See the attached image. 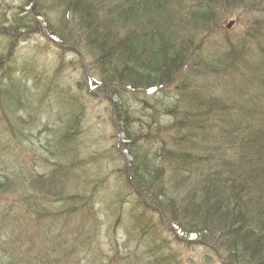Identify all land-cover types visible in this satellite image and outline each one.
Returning <instances> with one entry per match:
<instances>
[{"label":"trees","instance_id":"16d2710c","mask_svg":"<svg viewBox=\"0 0 264 264\" xmlns=\"http://www.w3.org/2000/svg\"><path fill=\"white\" fill-rule=\"evenodd\" d=\"M33 1L19 0L18 5L0 1V38L5 47L0 52V125L7 126L0 129V136H10L8 130L21 132L32 124L34 117L27 112L31 98L56 103L71 113L66 114L64 132L52 146L47 143L44 151L55 169L64 167L66 172L52 193L60 203L53 211L49 205L48 209L41 206L40 192L21 186L17 170L0 174V264H45L48 255L44 253L54 239L50 233L57 240L55 245L67 238L72 240L66 246L78 248V240L89 237L90 231H110L117 221L102 229L92 218L90 196L80 194L90 179L76 178L83 186L64 194L62 182L70 176V165L80 167L86 161L79 157L81 145L77 150V140L74 143L81 133L83 110L74 109L77 100L68 92L61 65L44 74L32 65L17 68L32 69L35 78L31 85L23 81L24 76H14L20 43L38 35L46 38L31 15L45 22L43 32L58 39L54 44L75 53L82 69L83 81L78 86L90 96L84 57L92 58L98 77L89 76L90 88L117 99L112 124L129 141L124 148L131 156L130 179L164 217L162 220L134 193L122 162L118 178L109 183V178L102 177L98 185L94 183L93 191L116 187V193L125 199L119 208L117 205L114 219H118V227L132 233L134 242L128 243L131 248L118 256L117 264H178L171 246L161 238L166 235L179 244L183 239L167 223L184 236L197 235L206 244L214 235L220 236L218 254L207 246L223 264H264V18H255L236 41L227 39L221 53L201 55L196 43L198 34L208 36L233 11L264 12L263 0H35L28 11L26 6ZM250 37L256 40L253 47L247 46ZM174 92V100L168 102ZM158 95L161 98L155 101ZM152 98L154 104L149 103ZM130 100L141 103L148 118L134 132ZM161 109L170 116L167 123L161 124ZM22 142L25 140L20 139ZM5 148L0 147V160ZM64 158L70 159L65 166L60 164ZM46 176L35 174L33 178L45 186ZM45 193L50 194L46 189ZM128 205L138 214L126 222L121 208ZM17 213L26 215L28 221L34 218L35 239H42L38 246L32 235L10 224V216ZM184 215L186 224L182 223ZM52 216L66 220L80 216L76 222L81 224L71 231L75 236L69 238L70 231L61 224L53 233ZM12 251L21 257L16 258Z\"/></svg>","mask_w":264,"mask_h":264},{"label":"rangeland","instance_id":"374dc122","mask_svg":"<svg viewBox=\"0 0 264 264\" xmlns=\"http://www.w3.org/2000/svg\"><path fill=\"white\" fill-rule=\"evenodd\" d=\"M3 1L10 5L19 4V0H2V2ZM29 6L27 5L26 9L31 11L33 6L30 9L28 8ZM262 17L264 18V12L261 11L259 12L244 9L233 11L226 17L225 20L223 19L221 21L217 28H213L209 32L208 36L205 37V33L198 34L196 43L200 46L199 53L203 55L204 53L212 54L216 50L218 53H221L223 50L225 51L227 46L225 42L227 39L232 40V42L236 41L240 35L245 33L246 28H248L255 18L260 19ZM39 21L43 26V30H45V22L41 18H39ZM229 21H233V24L231 27L227 28L226 24ZM3 41L4 40L0 38V52L5 49L3 46ZM49 42L42 35H38V37L35 36L27 41L21 42L16 53L18 56V61L13 64V67L17 70L15 71L14 76H24V78H22L23 81H26L25 83L29 81V85H31L32 80L35 78L31 73L32 69L25 67L26 69L24 71H19L20 69L17 68L23 65L30 67L32 65V67L35 66L34 69L42 70L41 74H44L49 71H53L54 68H57L58 64L61 65L62 75L67 79V83L69 84L68 92L71 96H75V100H77L75 102L76 104L74 105V109L79 108L80 110L81 108L83 110L84 118L82 120L81 133L77 135L78 139H75L74 143H76L77 140V150L79 145H81L80 150L78 151L79 157L86 161L85 165L82 164L80 167H77L74 164L70 165L73 166L67 171L68 174L71 172L70 176L62 182L64 184V194H72L76 192V189L80 190L79 187L83 186V181L77 182L76 178L81 179L78 177H82L84 178V181L87 180L88 182L91 180V182L83 188L84 191L82 193L80 192V194L84 196H90L91 202L93 204L91 209L92 218L100 222L102 229L107 227L106 224L108 222H111V225H113L115 224L114 221H117L114 225V228L110 231H90L89 237H84L82 240H78L79 245L81 246L78 248L72 247V244H67L66 246V241L68 243V241L72 240H68L67 238H65L66 240L59 239V244L55 245L54 242L57 240L55 236L50 233L54 239L51 240L52 244L50 245V250L44 253L45 257L48 255V257L45 258V264H49L48 262L52 264V261H55V264H117L118 256L123 257V254L126 253L124 250L131 248V245L128 243L134 242L131 238V236H133L132 233L118 227V219H114L116 216H118L117 205L119 208V202H123L125 199L121 194L116 193V187L110 188L104 192L99 190L93 191V184L95 183L98 185L102 177L109 178V183H111L110 181H113V179L118 178V168L121 166V162L125 164L123 154L120 153V157L118 156L119 151L117 150V147L119 139L121 138V150L128 155V150L124 147L129 143V141L126 139V135L124 133H121V136H118L116 128L112 124L111 101L102 97L94 96L92 94L90 96V94L85 89L78 86V84L83 80L81 79V65L75 53L63 49L61 50V48H59L56 44L52 43L51 41ZM247 42V46L253 47L256 40L250 37L247 39ZM215 45H217V49ZM252 57H254V54H252ZM84 59L86 60L85 64L83 62L82 63L85 66V75L88 78L90 75H92L97 79L98 71L95 70V65H93L92 58L89 56L84 57ZM210 77H207L206 79H209ZM16 78L18 79L19 77ZM233 82L234 85H237L238 81L236 80ZM88 88H90L89 84ZM238 88L239 87H237V89ZM241 89L244 91V93L247 92L245 85L243 88L241 87ZM91 91L92 93H95V90L91 89ZM175 94L177 93L174 92L172 94L173 96L171 95L172 97L170 96L171 98H167L166 100L171 102L174 100L176 96ZM36 95H38V93ZM158 96L155 97V101L157 98H161L160 95ZM112 98L114 106L117 99L115 97ZM140 98H142V96H140ZM31 100L33 102L29 109L30 111L27 112L30 117H34L32 124L28 127L25 126L23 129H21V132L15 133L13 131L11 132V130H8L7 134L10 136H5L2 138L0 136V147L6 146L5 155L2 157V160H0V168L2 166L4 167V169H0V174L4 171L8 172V170H17V179H20L21 177V186L28 187V191L36 190L40 192V196L42 197L41 206L48 209L49 205V210L53 211L55 208H57L55 206H58L60 203H56V197L55 195L53 196L52 193H55V190H58L60 187L59 178H63L62 174H64L66 170L64 167H57L55 169L51 165L52 161L47 158V155L44 151V146H46L47 143L49 144V142L51 146L55 144L56 139L59 138L57 136H60V134L64 132L63 124H65L68 118L66 114L70 115L71 112L60 108L56 103L46 102L47 99L43 100L42 102H36L34 97L31 98ZM155 101L152 98L149 100V103L154 104ZM167 101L166 103H168ZM262 102H264V99H262ZM128 104H130V113L134 119L133 125L131 127L133 130L132 132L138 131L140 127L139 123L145 122L148 119L145 115L147 112L142 109V104L137 102V100L135 102L130 100ZM162 111V109L159 110V116L161 118L160 121L162 122L161 124L167 123L170 119V116L164 115ZM12 124H14V121ZM2 128L7 129V126L0 125V129ZM17 128L18 127L16 125L14 129ZM20 139H24L25 142L19 143ZM51 139L52 141H50ZM138 143L141 144V141H138ZM225 150L228 152L227 150L229 149L225 148ZM54 153L57 154V152ZM69 160L70 159L68 158H64L61 160L60 164L65 166L70 163ZM129 161H131V156ZM72 171L74 172L72 173ZM35 174L47 175L46 177H49L47 184L44 186L37 183L35 178H33ZM81 174L86 175L82 176ZM14 186L16 187L15 184ZM98 187H101V184ZM45 189L52 195H46ZM108 193H110V196H107ZM131 207L132 206L128 205L121 208V217L126 222L137 218L138 213L134 211L132 213L133 208ZM177 210L179 213H181L179 208H177ZM82 214L83 213H80V215ZM184 217L185 215L182 216V223L186 224V219ZM10 218V224L12 223L11 225L16 230L17 227H19L26 231V233L32 235L31 238L36 242V246H38V243H40L42 239H35L37 231L32 227L34 224H31L35 223L34 218L32 217L31 220L28 221L26 215L22 214L21 216H18V213L13 214L10 216ZM52 218L54 224H56L52 229L53 233L58 232L59 227H61L60 224L63 226L66 225V230L70 231L68 233L69 238H73L75 236V233L71 232L74 230V227L81 224L76 222L80 216L76 217L75 219L72 218L68 220H66L64 217L52 216ZM216 223L217 222H214V225ZM7 225L9 226V223H7ZM174 230L177 235L183 239L181 244L175 242L172 238L170 239V237H167L166 235H164L165 239L162 237L161 240L166 241V243L171 246L170 248L172 250L173 256L177 257L178 259V264H221V260L223 261V259H220L219 255L218 257L217 255L215 256L216 253L218 254L216 247H219L220 245V238H218L220 236L214 235L215 237H213L212 242H208V245L212 246V249L216 252L215 253L207 245L192 242L188 243L185 241V239L190 238L197 240V235L189 234L184 236L182 231H180V229L176 226ZM37 235L43 237L42 234L38 233ZM63 245H65V247H62ZM134 252L135 257H137V251L134 250ZM12 255H15L16 258L21 257L18 251H12ZM126 256L124 258H127ZM46 260L49 261L47 262ZM26 264H28L27 261Z\"/></svg>","mask_w":264,"mask_h":264},{"label":"water","instance_id":"95a60500","mask_svg":"<svg viewBox=\"0 0 264 264\" xmlns=\"http://www.w3.org/2000/svg\"><path fill=\"white\" fill-rule=\"evenodd\" d=\"M35 3V0L32 2V4L28 7L29 9L33 6V4ZM31 18L40 26L41 28V32L43 35L46 36V38H48L50 41H52L53 43H57V39L54 38V36L52 35H47L43 32V29H42V24L41 22L39 21V18L38 17H34L31 15ZM233 24V21H229L227 24H226V27H231ZM88 79V78H87ZM87 85H88V81H87ZM90 89V88H89ZM91 90V89H90ZM92 93V91H90ZM93 95H97V96H101V97H105L107 98L108 100L111 101L112 103V109H111V113L113 111V98L110 97V96H107L105 94H99V93H92ZM120 135V133H119ZM121 136V135H120ZM118 148H119V151L123 154L124 156V159H125V176H126V179H127V182L128 184L130 185V187L132 188V190L134 191V193L138 196V198L141 200V202L147 206V207H150L152 208L153 210L156 211V213L158 214V216L164 220V217L161 215L160 211L158 210V208L150 205L143 197L142 195L140 194V192L137 190V188L134 186V184L132 183L131 179H130V176H129V173H128V167H129V160H130V156L127 154V153H124L122 150H121V138L119 139V143H118ZM167 226L168 228L172 229L174 232V227L173 225H171L170 223H167ZM186 242H189V243H200V244H206L205 242H202L201 240H195V239H185ZM220 258V257H219ZM221 264H223V262L221 261Z\"/></svg>","mask_w":264,"mask_h":264}]
</instances>
